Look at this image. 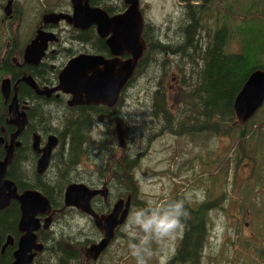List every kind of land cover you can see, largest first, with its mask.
<instances>
[{
    "label": "trees",
    "instance_id": "obj_1",
    "mask_svg": "<svg viewBox=\"0 0 264 264\" xmlns=\"http://www.w3.org/2000/svg\"><path fill=\"white\" fill-rule=\"evenodd\" d=\"M35 1L37 0H33L37 7L35 11L41 15V6ZM16 2L18 1L13 5L14 11L11 16L5 17L2 13L3 2L0 0V83L5 78L14 81L20 77L22 69L14 66L12 58L21 60L23 48L33 37L34 25L36 30L38 23L37 19V23L31 24V28L33 27L31 34L21 42L19 33L26 11L24 8L20 9ZM181 2L179 18L174 27L170 28L171 20H169L162 30L161 27L148 24L143 18L144 54L127 84L129 86L134 79L146 75L149 68L153 69L159 60L162 74L152 95L151 112V124H156L158 129L156 132H151L147 138L148 142L163 133L185 137L190 142L201 141V143L227 138L233 141L234 148L231 157L225 160L226 166L223 171L226 176L232 161L235 172L243 159L251 161L254 165L253 155L261 161V164L254 167V170L258 168L256 170L259 176L261 166L264 164V103L245 125L236 124L233 104L248 76L257 69H264V0H181ZM27 3L32 5L31 1ZM92 5L99 6L108 15L121 13L126 8L122 0H92ZM140 12L144 17L141 7ZM11 21L17 23L15 32L11 30ZM77 33L72 30V34L77 35ZM87 34L94 39L97 38L94 33H85ZM7 43H9L8 47ZM232 44L236 45L235 50H232ZM98 48L94 47L91 51L95 54L100 53L101 51H97ZM168 56L177 63L174 69L181 74L180 84L183 95L177 114H173L168 109L165 87L162 85L166 77V69L169 70ZM26 73L31 74L28 70ZM18 99L29 100L30 111L37 108L40 110L37 114L41 116V106H37L41 105V99L35 97L33 92L22 84L19 85ZM122 100L123 97L114 109L93 108L91 113L93 118H107L106 130L95 140L89 136L87 138L86 121L82 120L87 118L90 111H79L78 116L73 118L70 108L60 110L57 108L54 114L50 113V118L58 120L56 131L63 143L61 145L63 155L58 165L62 173L61 182L64 185L71 182L88 184L83 173V175L75 173L76 168H80L83 162L88 161L98 170L100 177L108 178V202L130 196L133 206L138 207L140 188L135 172L140 165L142 153L137 151L129 154L127 148L122 156H117L115 153L118 143L112 125L122 121L116 113L117 107L122 105ZM31 114L30 112L28 115L30 126L22 134L21 150H31L33 123L38 118L41 120L40 117ZM48 115L46 111L47 120H49ZM75 118L78 121L73 127L70 122ZM7 119V105L0 93V136L1 129L8 135L11 132V128L6 124ZM60 127L67 132L60 130ZM35 130L41 131V128ZM224 195L225 193L221 198ZM180 200L184 201L188 216L182 220L183 231L178 237L173 254L165 264H205L204 252L209 242V214L214 209H220L218 200L213 201L207 197L193 204L182 194H176L161 199L163 202L155 205L161 206ZM147 206L144 201L141 202V209ZM7 221V211L4 210L0 213V231L3 236L10 231ZM94 233L98 235L96 230ZM118 234L119 232L116 233V237ZM127 241L128 246L130 243H139V237L127 238ZM8 256L6 252L0 257V264H9ZM256 257L257 264H264V241L257 249Z\"/></svg>",
    "mask_w": 264,
    "mask_h": 264
},
{
    "label": "rangeland",
    "instance_id": "obj_2",
    "mask_svg": "<svg viewBox=\"0 0 264 264\" xmlns=\"http://www.w3.org/2000/svg\"><path fill=\"white\" fill-rule=\"evenodd\" d=\"M1 1L4 6L6 0ZM16 1L17 6L26 11L19 33L22 42L29 37L33 29L31 24L37 23L40 15L35 11L37 7L33 0ZM29 1L32 5L27 3ZM181 5V0H140L143 18L148 24H154L162 30L169 20L170 28L176 25ZM11 23V30L15 32L17 23L16 21ZM235 49L236 45L232 44V50ZM168 61L169 70L165 68L166 77L162 85L165 87L168 109L177 114L183 95L181 74L174 69L177 63L169 56ZM161 72L162 67L158 60L153 69L149 68L146 75L134 79L126 87L122 100L124 108L122 125L126 131L125 147L121 149L117 146L115 153L122 156L126 148L129 154L137 151L142 153L140 165L135 172L140 188L138 207L134 205L130 214L141 209L142 201L147 205L150 203L158 205L159 202H163L161 199L176 194H182L193 204L207 197L213 201L218 200L220 209H214L209 214V242L204 252V263L257 264L256 251L264 241V164L258 176L256 170L258 168L254 170V167L261 164V161L254 155V165L251 161L243 159L236 172L232 161L226 176L223 171L226 166L225 160L231 157L234 148L233 141L227 138L201 143L163 133L148 142L147 138L151 132L158 129L156 124H151V112L152 95ZM97 129L106 130L105 126ZM80 168L79 173H83V176L88 173L92 177L91 181H97L100 174L92 163L85 161ZM223 193L225 195L221 198ZM129 219L130 215L119 228V234L107 253L97 264H137V258L127 245V238H131ZM140 235L142 234L137 233L135 238ZM178 237L180 235L175 239L153 240L148 245V253L144 255L145 264H165L175 250Z\"/></svg>",
    "mask_w": 264,
    "mask_h": 264
},
{
    "label": "water",
    "instance_id": "obj_3",
    "mask_svg": "<svg viewBox=\"0 0 264 264\" xmlns=\"http://www.w3.org/2000/svg\"><path fill=\"white\" fill-rule=\"evenodd\" d=\"M89 0H70L73 13H48L43 17L44 23L56 24L65 21L77 29H84L94 26L97 35L106 39L105 44L109 49L112 59H105L100 55L80 54L71 58L58 74V84L53 88H44L43 91L35 81L25 76L17 80L11 87V80L5 78L0 83V93L7 104L8 119L6 124L16 127V131L10 137L8 143L4 145V157L0 160V212L5 210L11 199L17 200L20 204L21 218L18 229L23 235L19 238L17 247L13 252L12 264H29L35 252L42 249V245L36 244L34 231L37 230L38 221L35 215L41 210L50 211L47 200L37 192L25 191L17 195L13 182L6 178L7 168L12 162L14 150L20 146L17 138L22 133L26 123V115L22 107L19 110L17 100V85L19 82L25 83L36 95L49 97L54 92H61L70 96L68 104L74 105H104L109 108L115 106L119 100L121 91L126 87L132 78L136 67L144 54V40L142 33L144 29V19L140 12V0H122L125 5L123 12L109 16L103 9L91 7ZM14 0H7L3 8L5 17L12 13ZM56 41L53 33L37 30L34 39L25 47L23 62L29 65L39 63L41 56L47 49L48 42ZM128 54L129 58L121 60L119 56ZM264 103V69L253 71L240 91L235 97L233 111L236 124L245 125L250 118L260 109ZM114 133L118 147H125L124 131L120 123H116ZM40 136L33 134L31 148L37 154L41 153L39 146ZM4 139L0 137V147L3 146ZM53 136L48 138V143L44 149L45 157L37 162V172L41 173L46 167L49 154L56 145ZM43 160V161H42ZM97 194L106 196V190L90 189L84 184L74 183L65 190L64 203L67 207H75L90 216L95 226L103 232V238L88 249V254L96 259L99 254L107 248L115 237V229L123 225L128 217L131 204V197L119 199L114 204L112 211L106 216H97L90 206V201ZM12 244V238L8 237L1 246L0 231V251Z\"/></svg>",
    "mask_w": 264,
    "mask_h": 264
},
{
    "label": "flooded vegetation",
    "instance_id": "obj_4",
    "mask_svg": "<svg viewBox=\"0 0 264 264\" xmlns=\"http://www.w3.org/2000/svg\"><path fill=\"white\" fill-rule=\"evenodd\" d=\"M7 1V0H6ZM16 0H14L13 5ZM115 4V2H112ZM6 4V2H5ZM38 5L41 6V15L39 17L35 33L33 37L26 43L23 48L21 60L18 58H12V62L14 66L17 68H21L22 72L19 78L12 81L11 87L14 86L15 82L22 77L29 76L31 77L38 87L43 91L44 88H53L58 84V74L64 68L66 63L73 57L78 56L80 54H88V55H100L105 59L114 58L111 55L109 49L105 44L106 39L100 38L95 30L94 26H90L84 29L74 28L72 25L67 24L65 21H60L56 24L53 23H44L43 17L48 13H64L71 15L73 13V8L70 0H40L37 2ZM88 4L91 7L93 6L92 0L88 1ZM5 6V5H4ZM3 6V8H4ZM36 7V6H35ZM140 7V5H139ZM102 9V8H101ZM47 10V11H46ZM14 11V6H12V13ZM11 13V14H12ZM120 12H115L112 15L119 14ZM11 16V15H10ZM11 18V17H10ZM41 30L47 33H53L56 37V41L48 42L47 49L44 51L43 56L38 64L29 65L23 62V53L25 47L34 39L37 30ZM72 30L78 32L77 35L72 34ZM83 33V34H82ZM85 33H94L96 35V39L92 38L91 35ZM81 34V35H80ZM9 46V43L6 45ZM94 47H99L97 51H101L100 53H93ZM121 60H126L129 58L128 54H123L119 56ZM141 60V59H140ZM140 62V61H139ZM139 65V63H138ZM137 65V67H138ZM136 67V69H137ZM26 70H28L31 74H27ZM136 71V70H135ZM135 73V72H134ZM134 75V74H133ZM133 77V76H132ZM131 80V79H130ZM129 83V82H128ZM23 85L29 88L35 97L41 99V116L37 113L40 110L37 108L30 111V101L28 100H19L18 99V90L19 85ZM127 86V85H126ZM17 100L19 104V110L22 112V107H27V109L23 110L26 115L27 123L22 131V133L17 138V141L20 143V146L14 150L13 159L10 165L7 168L6 178L13 182L16 188L17 195L23 194L25 191H34L37 192L41 197L45 198L49 204L50 211L47 212L46 209H42L35 215V219L38 221L37 230L34 231L36 236V244L42 245V249L39 252L32 251L34 253L32 260L29 264H97L103 256L107 253V250L113 243L116 238V233L119 232V226L115 229V237L104 249L99 256L94 259L88 254V249L97 244L104 236L103 232H101L94 224L93 219L87 214L83 213L81 210L75 207H67L64 203L65 198V190L66 188L74 183L84 184L90 189L95 190H106V196L104 197L102 194H97L90 201V206L92 211L97 214V216H106L108 215L116 203L115 199L111 203L108 202L109 196V188L107 187V179L104 177L98 176L97 181H91L89 174H86V182L89 184H85L83 182H71L64 185L62 181V173H60V169L58 167L60 159L63 155V151L61 150V145L63 144L57 131L56 127L58 126V120L55 118H50L51 114H54L55 109H65L70 108L71 112H73V118L78 116L77 112L79 111H90L88 113L86 119H82L84 122L86 121V135L95 140L98 138L100 134H102V129H97L98 127H104L107 118L99 117L93 118L91 114L93 108L95 107H104L106 109H114L119 103L120 98L124 97L123 91L119 96V100L115 106L109 108L104 105H74L70 106L68 101L70 100V96L61 92H54L49 97L45 95H36L34 91L28 87L25 83L19 82L17 85ZM123 92V93H122ZM4 100V99H3ZM10 100L6 103H9ZM48 108V109H47ZM118 116L123 119L124 112L123 107H117ZM46 111L48 112V118H46ZM37 116L39 118L33 123V131L31 132V143L33 134H38L40 136V148L41 153L37 154L31 148L30 151L21 150L22 148V138L23 133L29 125L28 115ZM78 119H71V125L75 127ZM116 123H120L121 127L124 131V140L126 138V131L123 128L122 121H117ZM115 123V125H116ZM90 125V127H89ZM114 125V126H115ZM11 128V132L8 135L3 129H1L4 143L3 146L0 147V160L3 159L4 153V145L8 143L10 137L16 131V127L13 125L7 124ZM89 127V129H88ZM31 128V127H30ZM41 131H37L35 129H40ZM35 130V131H34ZM60 130L65 131L64 128L60 127ZM76 134V129H73ZM114 131V129H113ZM67 131H65L66 133ZM115 134V133H114ZM50 136L55 137L56 145L52 148L49 159L47 163V167L41 172H37V162L38 160L45 157L44 149L48 143V138ZM116 138V135H115ZM27 139V138H26ZM61 141V142H60ZM20 148V150H18ZM43 161V160H42ZM81 167V165H80ZM81 168H76L75 173H79ZM122 199V198H120ZM133 207V203L131 201L129 213L130 215L131 209ZM4 211V210H3ZM1 211V212H3ZM8 215V231L5 236L1 235V246L5 243L8 237L12 238V244L7 246L3 252L0 251V257L8 252V263H13V252L17 247V243L19 238L23 235L18 229V224L21 218V210L20 204L17 200L11 199L8 207L5 209ZM0 212V213H1ZM128 218V217H127ZM127 220V219H126ZM126 222V221H125ZM125 224V223H124ZM97 231L98 235L94 233Z\"/></svg>",
    "mask_w": 264,
    "mask_h": 264
},
{
    "label": "clouds",
    "instance_id": "obj_5",
    "mask_svg": "<svg viewBox=\"0 0 264 264\" xmlns=\"http://www.w3.org/2000/svg\"><path fill=\"white\" fill-rule=\"evenodd\" d=\"M188 212L184 201H172L165 205L149 204L130 214L129 235L133 238L140 233L139 243H130L132 254L137 258V264H145L144 255L148 253V245L153 241L175 239L183 231L182 220Z\"/></svg>",
    "mask_w": 264,
    "mask_h": 264
}]
</instances>
